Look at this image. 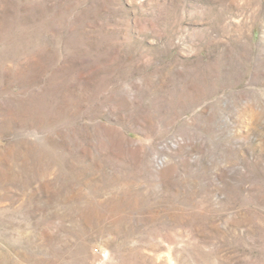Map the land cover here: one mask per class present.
<instances>
[{"label":"rangeland","instance_id":"374dc122","mask_svg":"<svg viewBox=\"0 0 264 264\" xmlns=\"http://www.w3.org/2000/svg\"><path fill=\"white\" fill-rule=\"evenodd\" d=\"M0 264H264V0H0Z\"/></svg>","mask_w":264,"mask_h":264}]
</instances>
